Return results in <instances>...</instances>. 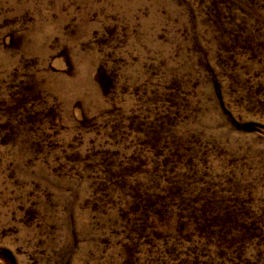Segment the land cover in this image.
<instances>
[{
  "label": "rangeland",
  "instance_id": "obj_1",
  "mask_svg": "<svg viewBox=\"0 0 264 264\" xmlns=\"http://www.w3.org/2000/svg\"><path fill=\"white\" fill-rule=\"evenodd\" d=\"M0 264H264V0H0Z\"/></svg>",
  "mask_w": 264,
  "mask_h": 264
}]
</instances>
